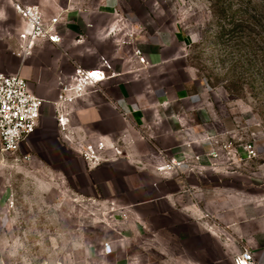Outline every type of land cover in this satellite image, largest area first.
Returning a JSON list of instances; mask_svg holds the SVG:
<instances>
[{
    "label": "crops",
    "instance_id": "obj_1",
    "mask_svg": "<svg viewBox=\"0 0 264 264\" xmlns=\"http://www.w3.org/2000/svg\"><path fill=\"white\" fill-rule=\"evenodd\" d=\"M16 1L38 6L48 18L61 14L63 36L60 44L39 42L20 59V73L45 100L36 132L22 145L31 157L24 161L34 158L32 150L49 153L51 142L62 159L80 156L54 116L60 77L78 66L103 67V58L111 64L106 79L72 105L71 124L77 137L102 139L123 154L111 149V158L84 171L71 165V172L83 177L86 195L128 213L105 239L117 255L114 264H235L246 249L254 264H264V139L260 155L249 161L225 152L208 156L229 140L242 149L235 139L239 118L229 109L223 113L227 103L197 81L184 36L173 27H152L119 0H0V30L16 32L17 45L25 21ZM137 47L148 64L134 54ZM182 151L200 156V171L157 170L161 157ZM91 255L109 261L112 254L99 244Z\"/></svg>",
    "mask_w": 264,
    "mask_h": 264
},
{
    "label": "rangeland",
    "instance_id": "obj_2",
    "mask_svg": "<svg viewBox=\"0 0 264 264\" xmlns=\"http://www.w3.org/2000/svg\"><path fill=\"white\" fill-rule=\"evenodd\" d=\"M213 1L119 0L124 11L152 27H173L184 36L186 60L197 81L227 103L223 113L229 109L239 118L235 139L246 141L253 132L264 139L263 2L255 0L254 11L249 0H232L233 9L247 6L249 13L240 11L231 23L213 11ZM15 33L0 30V70L5 72L21 64L14 54ZM253 126L259 129L252 131ZM54 147L51 142L47 154L32 150L31 161L22 159L25 147L1 159L0 264H114V251L107 261L93 258L91 249L99 244L104 249L111 231H119L124 209L86 195L83 177L73 178L71 167L84 171L88 163L72 153L62 159Z\"/></svg>",
    "mask_w": 264,
    "mask_h": 264
},
{
    "label": "built area",
    "instance_id": "obj_3",
    "mask_svg": "<svg viewBox=\"0 0 264 264\" xmlns=\"http://www.w3.org/2000/svg\"><path fill=\"white\" fill-rule=\"evenodd\" d=\"M14 6L25 21V27L18 35V48L14 51V54L21 60L32 55L41 41L56 44L63 41L59 29L61 14L48 18L36 5L16 1ZM134 54L143 65L148 64L141 48H135ZM108 69H111V64L103 58V67L89 69L78 66L66 78L60 77L59 94L53 103L54 116L60 131L70 144L77 145L80 156L92 166L111 158V149L116 155H122L123 150L118 145L110 147L109 150V146L102 139L77 137L74 126L71 124L72 105L78 98L86 95L92 86H97L104 81ZM44 104L45 100L31 91L28 80L20 73V70L14 73L0 70V164L2 158L5 159L8 155H18L22 152V145L37 130ZM262 139L260 135L253 132L251 139L242 142V149H239L233 140H229L210 151L208 156L216 159L220 158L221 152H225L228 155H234L240 161H249L260 155ZM19 158L16 159L19 160ZM30 158L28 154L22 157L24 160H30ZM160 159L162 161L156 167L160 172L200 171V156L197 154L189 156L182 151L178 157L165 160L161 157ZM120 217L124 221L129 218L124 210L121 211ZM104 251L107 254L113 252L111 242L104 243ZM254 259L253 252L246 249L235 255L234 263L254 264Z\"/></svg>",
    "mask_w": 264,
    "mask_h": 264
},
{
    "label": "trees",
    "instance_id": "obj_4",
    "mask_svg": "<svg viewBox=\"0 0 264 264\" xmlns=\"http://www.w3.org/2000/svg\"><path fill=\"white\" fill-rule=\"evenodd\" d=\"M249 4L251 5V9L252 10H256V8L259 6V4H252L255 2V0H249L248 1ZM263 2V9H264V0H262ZM233 1L231 0H216V1H213L212 3V8H213V11H217L216 13L219 14V16H221V18H227L229 17L230 19V22L231 23H236V20H237V17L236 15L240 12V11H243L245 14L249 13L248 11V7L245 6L244 8H236V9H233ZM258 9V8H257ZM246 19H242L241 22H244ZM244 26V24H242ZM236 26H240V23L237 22V24L235 25Z\"/></svg>",
    "mask_w": 264,
    "mask_h": 264
}]
</instances>
